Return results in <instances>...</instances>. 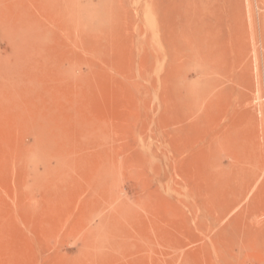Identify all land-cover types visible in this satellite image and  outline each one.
Instances as JSON below:
<instances>
[{
  "label": "rangeland",
  "instance_id": "374dc122",
  "mask_svg": "<svg viewBox=\"0 0 264 264\" xmlns=\"http://www.w3.org/2000/svg\"><path fill=\"white\" fill-rule=\"evenodd\" d=\"M0 264H264V0H0Z\"/></svg>",
  "mask_w": 264,
  "mask_h": 264
}]
</instances>
